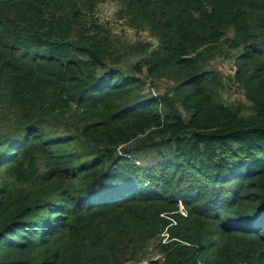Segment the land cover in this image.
I'll list each match as a JSON object with an SVG mask.
<instances>
[{"label": "trees", "instance_id": "16d2710c", "mask_svg": "<svg viewBox=\"0 0 264 264\" xmlns=\"http://www.w3.org/2000/svg\"><path fill=\"white\" fill-rule=\"evenodd\" d=\"M106 1L0 0V264H264V0Z\"/></svg>", "mask_w": 264, "mask_h": 264}, {"label": "rangeland", "instance_id": "374dc122", "mask_svg": "<svg viewBox=\"0 0 264 264\" xmlns=\"http://www.w3.org/2000/svg\"><path fill=\"white\" fill-rule=\"evenodd\" d=\"M117 8H118V6H117L116 1L107 0L106 2L100 4V6L97 10V14L103 20L112 22V24L115 25L114 27H116L117 32L121 33L129 42H135V41L141 40L144 42H148V41L153 42L154 46L157 44V41L155 40V38L150 37L147 32L136 33L133 29H131L129 27H122V25H119L118 22H116L117 21V19H116ZM236 52L232 51L231 54L234 55ZM211 62H212L211 63L212 66L214 68H217L222 73L223 83L225 85L224 86V89H225L224 90L225 91L224 92V98L229 100V101L243 100L241 90H239L237 88V86L234 84V82L232 81V78H231L233 75V72H234V60H233V58L226 57V56L222 55V56L216 57ZM123 69L126 70L127 66H124ZM169 87H170V83L167 81H162L159 84L158 83L156 84V82H155L152 85L151 83H149V79H146L145 84H144L145 90H149L152 94H155L158 92L163 93L166 90H168ZM145 159H147L149 161L150 160L154 161V159L152 157H146L145 158V156H143L142 160L144 161ZM138 163H139V161H138ZM180 210L185 213L182 205L180 206ZM166 239H167V235L165 234L163 236V240L165 241ZM158 243H159V241L153 242L149 246L148 252L144 256L130 261L129 264L141 261L145 258L154 257L158 253H161V252H158V249H157Z\"/></svg>", "mask_w": 264, "mask_h": 264}, {"label": "built area", "instance_id": "2783aa9c", "mask_svg": "<svg viewBox=\"0 0 264 264\" xmlns=\"http://www.w3.org/2000/svg\"><path fill=\"white\" fill-rule=\"evenodd\" d=\"M163 258V254L162 253H158L156 256L154 257H150V258H145L141 261L138 262H134L132 264H150L153 260H157V259H162Z\"/></svg>", "mask_w": 264, "mask_h": 264}]
</instances>
